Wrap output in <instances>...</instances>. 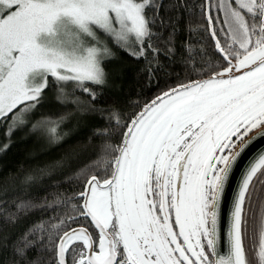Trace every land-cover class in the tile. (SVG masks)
I'll list each match as a JSON object with an SVG mask.
<instances>
[{"label":"snow or ice","instance_id":"snow-or-ice-1","mask_svg":"<svg viewBox=\"0 0 264 264\" xmlns=\"http://www.w3.org/2000/svg\"><path fill=\"white\" fill-rule=\"evenodd\" d=\"M180 6L188 11L186 2ZM193 7L219 62L207 79L165 91L128 123L112 110L125 129L117 154L64 201L75 200L78 215L51 225L68 227L48 234L53 264H264V154L241 177L227 251L217 250L221 197L244 150L234 149L253 130L264 136V0H199ZM153 10L158 14L155 0H0V121L23 123L53 87L61 103L80 102L69 99V86L94 101L87 85L106 81L104 62L114 55L108 40L134 59L156 57ZM16 218L7 214L9 223ZM81 220L95 239L70 227ZM38 232H47L44 224L13 242L18 264L29 261ZM77 242L82 246L73 248Z\"/></svg>","mask_w":264,"mask_h":264},{"label":"trees","instance_id":"trees-1","mask_svg":"<svg viewBox=\"0 0 264 264\" xmlns=\"http://www.w3.org/2000/svg\"><path fill=\"white\" fill-rule=\"evenodd\" d=\"M155 2L159 12L153 10L150 15L158 16L152 28L156 34L152 40V46L158 50L156 57L148 52L147 59L137 60L111 44L114 55L104 62L108 73L105 83L93 85L89 82L87 85L96 93L94 101L86 93H73L69 86L66 89L69 99L79 97L80 102L61 103L53 87L45 90L46 96L34 111L24 114L23 123H13L11 119L2 121L0 264H18L12 250L13 242L40 224H44L47 232L36 233L33 241L36 247L28 252L29 261L25 264L30 261L53 264L55 249L48 243V234L62 235L68 227L60 225L52 229L51 225L59 224L62 218L78 215L70 206L76 201H64L82 191L86 178L99 174L117 154L112 149L120 145L125 129L117 127L111 119L113 109L121 113V124L128 123L129 117L165 91L192 80L207 79L204 73L210 74L219 62L218 57L212 55L213 41L206 31L207 24L199 8L193 7L199 0ZM184 2L188 11L180 6ZM150 68L153 69L151 75ZM9 126L15 129L10 136ZM98 158L99 164L94 166ZM57 197L61 203L56 202ZM20 204L30 207L18 212L16 206ZM12 213L17 217L15 223L7 222V214ZM70 227L86 228L94 239L97 234L83 220L71 223Z\"/></svg>","mask_w":264,"mask_h":264},{"label":"water","instance_id":"water-1","mask_svg":"<svg viewBox=\"0 0 264 264\" xmlns=\"http://www.w3.org/2000/svg\"><path fill=\"white\" fill-rule=\"evenodd\" d=\"M260 131L262 130L258 129L250 136L245 138L243 143H240L239 146L235 149L236 152H240L241 148H243L244 150L237 160L232 175L230 176L228 184L226 185L225 192L221 197L219 217L220 240L218 241L217 245V250L219 252L226 253L227 251V248L224 245V241L226 239L225 233L228 231L229 213L232 208L234 196L240 185L241 177L244 175L249 165L256 161L261 154H264V136L259 135ZM245 145H247V147H245Z\"/></svg>","mask_w":264,"mask_h":264},{"label":"rangeland","instance_id":"rangeland-1","mask_svg":"<svg viewBox=\"0 0 264 264\" xmlns=\"http://www.w3.org/2000/svg\"><path fill=\"white\" fill-rule=\"evenodd\" d=\"M104 39H107V38H104ZM107 42H108L109 47H111V44H112L111 41L108 40ZM1 123H2V121H0V125H1ZM257 130H258V129H257ZM235 149H236V147H235ZM235 149H234V150H235ZM76 244H80V245H81L80 242H77ZM72 246H73V245H72ZM81 246H82V245H81Z\"/></svg>","mask_w":264,"mask_h":264},{"label":"flooded vegetation","instance_id":"flooded-vegetation-1","mask_svg":"<svg viewBox=\"0 0 264 264\" xmlns=\"http://www.w3.org/2000/svg\"><path fill=\"white\" fill-rule=\"evenodd\" d=\"M255 131H257V129H256V130H253L251 133H249L248 136L251 135L252 133H254ZM248 136H246L245 138H247ZM245 138H244V139H245ZM233 139H235V138H233ZM239 144H240V143H237L236 148L238 147Z\"/></svg>","mask_w":264,"mask_h":264}]
</instances>
